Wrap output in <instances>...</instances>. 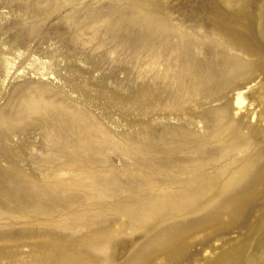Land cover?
Segmentation results:
<instances>
[{"label":"rangeland","instance_id":"rangeland-1","mask_svg":"<svg viewBox=\"0 0 264 264\" xmlns=\"http://www.w3.org/2000/svg\"><path fill=\"white\" fill-rule=\"evenodd\" d=\"M262 83L264 0H0V264H132L180 227L155 264H264V186L225 209Z\"/></svg>","mask_w":264,"mask_h":264},{"label":"bare ground","instance_id":"bare-ground-1","mask_svg":"<svg viewBox=\"0 0 264 264\" xmlns=\"http://www.w3.org/2000/svg\"><path fill=\"white\" fill-rule=\"evenodd\" d=\"M262 63V62H261ZM257 63L248 62L247 65H242L240 68L233 70L232 77L234 79L233 84L240 86L242 83L240 82L243 77L248 78L251 76L255 70L254 65ZM263 66V64H262ZM263 73V72H262ZM202 76V73H199ZM210 77H215V72L209 74ZM200 80V78H198ZM241 93H238L236 98V104L238 107L244 105V99L241 96ZM258 97L264 103V83H262L259 91ZM251 119L255 118V121H258V116L251 115ZM262 127L259 124H245L243 127V131L245 132L242 135L241 142H247V145H253L254 141H258L262 136ZM229 142L231 138L228 136ZM240 140H235V143H239ZM255 144V143H254ZM261 144V143H260ZM256 146H259V143H256ZM261 152L264 151V147L261 148ZM234 153L237 150L233 151ZM215 156L212 157L213 166L215 168H220L222 165L220 161L223 159L220 153L216 152ZM253 155V150L248 152V157ZM247 157V158H248ZM246 158L244 155L236 154L233 159L235 160L231 163L230 167L239 163V160ZM239 159V160H236ZM221 165V166H219ZM257 165V164H256ZM232 184L229 188L233 190V197L228 199L225 203V209L228 217L235 216L238 214V210L240 208H244L247 202L252 199L255 193L259 192V188L264 186V157L259 160V164L257 165V169L248 168V166H240L234 169L232 178ZM248 194L251 197H248ZM253 194V195H252ZM234 209H238L237 212H233ZM192 231H188L183 228H176L170 232H167L164 236L157 239L142 255L138 257V259L132 264H155L160 259L163 260L164 258H168L171 255H176V250L182 247V244L185 243L190 236H192ZM5 255H0V258L4 257ZM163 258V259H162ZM220 260V261H219ZM214 264H227V256L222 255V258L219 259Z\"/></svg>","mask_w":264,"mask_h":264}]
</instances>
